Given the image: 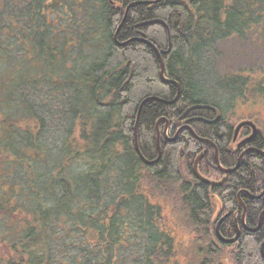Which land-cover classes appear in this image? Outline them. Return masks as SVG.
Returning <instances> with one entry per match:
<instances>
[{"label": "trees", "instance_id": "1", "mask_svg": "<svg viewBox=\"0 0 264 264\" xmlns=\"http://www.w3.org/2000/svg\"><path fill=\"white\" fill-rule=\"evenodd\" d=\"M118 1L138 4L117 34L125 6L84 0L82 21L68 35L58 19L70 7L63 0H0V99L17 110L2 120L0 135V264H224L229 246L218 241L215 227L229 214L219 231L233 235V220L239 223L243 212L238 198L247 226L258 225L264 195L248 193L264 191V156L248 152L225 174L212 145L193 134L215 144L223 169L234 168L249 146L264 151V120L236 113L249 88L264 97V85L255 86L251 72L222 77L219 87L229 96L223 110L199 98L194 75L219 43L264 45V0ZM87 9L96 13L86 17ZM83 30L98 36L94 56L80 55L89 41L77 38ZM137 31L155 48L127 41ZM19 45L27 53L20 66ZM159 56L179 96L170 105L146 102L137 119L143 100L172 102L177 95L175 83L160 79ZM34 61L39 68L31 67ZM198 104L219 110V121L193 122V134L186 130L174 142L157 139L161 117L173 124ZM190 116L214 119L208 110ZM29 119L36 124L23 128ZM243 120L256 125L257 135L236 147L234 128ZM250 134L243 127L237 139ZM196 160L204 180L194 175ZM263 242L264 215L256 232L240 234L232 263L264 264Z\"/></svg>", "mask_w": 264, "mask_h": 264}, {"label": "rangeland", "instance_id": "2", "mask_svg": "<svg viewBox=\"0 0 264 264\" xmlns=\"http://www.w3.org/2000/svg\"><path fill=\"white\" fill-rule=\"evenodd\" d=\"M84 0H63L62 4L67 5L70 7H63L61 14L62 17H59L60 21L66 25L67 34L70 32L69 26L76 25L80 20L78 18L79 13H81L84 5L81 4ZM116 2L118 0H110ZM89 6V5H88ZM118 6V5H115ZM84 11V10H83ZM89 12L96 13V9H87L84 13V16L88 15ZM97 15V14H96ZM94 15V16H96ZM91 15L90 17H92ZM74 17L73 19H70ZM126 16H124L125 18ZM54 15L52 14L50 19H53ZM97 18V16H96ZM76 19V20H74ZM59 21V22H60ZM78 25L77 28H80ZM98 29V28H97ZM68 38V37H67ZM80 39L89 40L85 46L83 52H81V56H94L95 50L93 51L94 47H92L95 43V39H98V36L94 35V39L92 38V34L89 31H80L78 37ZM66 44L68 43L69 39L65 40ZM239 41L237 39H232L230 41H225L219 43L213 47L209 52L205 53L203 58L201 59L198 67L196 68L195 72V79L197 82V87L199 89L200 99L205 102L212 101L213 103L217 104L219 108L225 109L227 105H229L228 100L229 96L226 92L222 91L219 87V80L228 75L234 74H241L246 75V73L251 72L253 77V84L256 86L257 83H261L264 85V45L261 43L262 41ZM81 46V45H80ZM77 48V47H74ZM83 48V47H82ZM81 48V49H82ZM17 55V63L18 65H22L23 62L27 59V53L22 45L18 46L16 49ZM77 55V53H75ZM32 66H36L39 68V65L35 63V61L31 64ZM4 66H0V72H3ZM1 75V73H0ZM257 80V83H256ZM251 90L246 95V99L241 101L242 103L237 102V109L236 113H240L242 116H247V114L252 115L253 118L264 120V97L252 96L253 87L249 88ZM0 97L2 94L0 93ZM0 135L4 131L3 119L14 116L17 110L14 107H6L3 100L0 99ZM35 104L42 103L44 99L33 100ZM173 102V101H172ZM233 102V100H232ZM46 104V103H45ZM226 115H230L229 112H226ZM249 121V120H243ZM47 122V119H46ZM242 122V121H241ZM240 123V122H239ZM253 123V122H252ZM35 120L29 119L25 122H21V126L24 128L25 126L33 127ZM254 124V123H253ZM255 125V124H254ZM256 126V125H255ZM257 128V127H256ZM251 130V129H250ZM258 131V128H257ZM1 139V137H0ZM4 161L2 156L0 155V166L1 162ZM4 176L3 170L0 168V177ZM2 192H5L4 186L1 188ZM240 200V199H239ZM241 201V200H240ZM242 202V201H241ZM232 250H227L226 252H230ZM224 264H233L230 258V255L227 254V257L224 260Z\"/></svg>", "mask_w": 264, "mask_h": 264}, {"label": "water", "instance_id": "3", "mask_svg": "<svg viewBox=\"0 0 264 264\" xmlns=\"http://www.w3.org/2000/svg\"><path fill=\"white\" fill-rule=\"evenodd\" d=\"M123 22H124V19H123L122 23H123ZM121 26H122V24L117 28L115 34H117V33L119 32ZM143 41H144L146 44H148L150 47L155 48L154 45L152 44V42L147 41V40H145V39H143ZM125 44H126V43H125ZM123 45H124V44L122 43L120 46H123ZM158 58H159V66H160V79L163 80L164 82L175 83V82H171V81H169V80H167V79L164 78V66H163V62H162V59H161L160 56H159ZM175 84H176V83H175ZM176 87H177V92H178V93H177V96H179V86L176 84ZM152 100L157 101V102H161V103L167 105V104H171V103H173L176 99H175L173 102H166V101H163V100H161V99H159V98H156V97H149V98L143 100V102L140 104L139 109H138L137 119H138V116H139V114H140V112H141V109H142L143 105H144L146 102H148V101H152ZM194 110H208V111H211V112H213V113L215 114V118L212 119V120H210V121H209V120L202 119V118H191V119H185L186 116H187L191 111H194ZM220 117H221L220 112H219L216 108H214L213 106L206 105V104H198V105H195V106H191V107H189L187 110H185V112L180 116L179 119H180V120H181V119H184L183 124H185V125H188L189 123L194 122V121H200V122H203V123H205V124H214V123H216L217 121H219ZM243 127H249V128L251 129V134H250V136H248L247 138L243 139V140L239 143V145H243V144H246V143H250V142L255 138V136L257 135V128H256V126H255L251 121H242V122L238 123V124L236 125V127L234 128V136H233V140H234V141H235L236 138H237L238 132H239ZM185 129H187L188 131H190V132L193 134V132H192V130H191V128H190L189 126L185 127ZM156 133H157V139H158V138H159V131H158L157 128H156ZM193 136H194V138L197 139L198 141L205 142V143H208V144H210V145L213 144L210 140L203 139V138H199V137H197V136L194 135V134H193ZM134 139H135L136 150H137V152H138V149H137V143H136V134H134ZM248 151H256V152H258L259 154H261L262 156H264V151L261 150V149L251 148V149H249ZM248 151L246 150L245 152L247 153ZM245 152H243V153L239 156V158H238V160H237V163H236V166H235L234 168H231V169H223V168H221V166L219 165L218 159H217V154H215V155H216V156H215V157H216V158H215V163H216V165L218 166V168L221 169V171H222L223 173H225V174H229V173L235 171V170L238 168V165H239V163H240L242 157L246 154ZM141 159H142L143 163L146 164V165H151V164H153V163H150V162L145 161V159H143V158H141ZM196 163H197V160H196V162H195V166H194V175H195L197 178H199L200 180H204V179L201 178V177L199 176V174L197 173ZM204 182H205L206 184H208V185H211V186H219V185H221V183H222V181L217 182V183L209 182V181H204ZM248 195H249L250 197L254 198V199H260L261 197H263L264 192H262L260 195H258V196H256V197L252 196V195L249 194V193H248ZM239 203L241 204V206H242V208H243V211H244V213H245V206L242 204L241 201H239ZM263 215H264V211L261 213V215H260V217H259L258 225H257V227H256L255 229H253V231H256V230L259 229L260 224H261V219H262V216H263ZM227 217H228V215H224V216L221 217V218L219 219V221L217 222L216 227H215V236H216V238L218 239L219 242H221V243H223V244L231 245V244H234V243L238 240V238H239V234H238V232L236 233V235H235V237H234L233 239H225V238L222 237V236L220 235V233H219V227H220V225L223 223V221H224ZM263 247H264V242H263L262 245H261V249H263Z\"/></svg>", "mask_w": 264, "mask_h": 264}, {"label": "flooded vegetation", "instance_id": "4", "mask_svg": "<svg viewBox=\"0 0 264 264\" xmlns=\"http://www.w3.org/2000/svg\"><path fill=\"white\" fill-rule=\"evenodd\" d=\"M136 4H138V3H135V2H132V3H129V4H126L125 5V2L124 1H122V2H120V1H116V2H113V1H110V6H112V7H117V9L118 10H120L122 7H123V5L125 6V8H124V16H126L127 15V12L129 11V9L130 8H133V7H135L136 6ZM115 5H118V6H115ZM124 19V22H125V18H123ZM123 19H122V21H123ZM123 22V23H124ZM121 24H122V22H121ZM145 25H149V23H145ZM115 34V33H114ZM143 39H145V40H147V41H150L151 42V40L149 39V38H147V36L146 35H144L142 32H139V31H137V35H135V36H131V37H129L128 38V40L127 41H135V42H138V43H143V44H146L144 41H143ZM127 41H125V42H127ZM116 44V46H120L122 43H120V40H119V42H116L115 43ZM153 44V43H152ZM148 45V44H147ZM149 46V45H148ZM168 80V79H167ZM163 81V80H162ZM170 81V80H169ZM164 82V81H163ZM172 82V81H171ZM165 83H170V82H165ZM178 93V92H177ZM177 98H178V96L176 95V97H175V99L177 100ZM174 99V100H175ZM173 100V101H174ZM176 100L173 102V103H175L176 102ZM173 103H171V104H173ZM166 105V104H165ZM168 105H170V104H168ZM187 110V109H186ZM219 111V110H218ZM191 113V112H190ZM190 113L186 116V118L185 119H191V116H190ZM214 114V113H213ZM180 118V117H179ZM176 119V120H174V122H173V124H170V122L167 120V118L165 117V116H163V117H161L157 122H156V124H155V126H156V128H158L159 126H161V132L159 133V137H160V134H161V136H163V138L167 141V142H174L184 131H186L187 129H185V127H187V126H189L190 127V124H192L193 122H191V123H189L188 125H185V124H183V121H184V119ZM192 118H196V117H192ZM214 118H215V114H214ZM194 122H200V121H194ZM203 123V122H202ZM188 131V130H187ZM242 140H239V139H237L236 138V140L234 141V140H232L231 142H232V144H235L236 145V147H238V146H240L239 145V143L241 142ZM212 142V141H211ZM213 143V142H212ZM247 144V143H246ZM244 145V144H243ZM212 147L214 148V150H215V154H217V148H216V146H215V144L213 143L212 144ZM251 148H254V147H252V146H249L248 148H246L245 150H243V152H245L246 150L248 151L249 149H251ZM242 152V153H243ZM248 152H252V151H248ZM247 152V153H248ZM241 153V154H242ZM246 153V152H245ZM216 156V155H215ZM254 197H256V196H254ZM240 200H239V198H238V202H239ZM243 204V203H242ZM245 214H246V210H245V213H244V211L242 212V215H241V219H240V221H239V223L238 222H236V220H233V222H234V229H233V235L230 237V238H225V239H233L234 237H235V235H236V233L238 232V234H239V238H240V234L242 233V232H247V233H249V234H251V233H253V232H256V231H253V229L254 228H252V227H249V226H247V224L245 223ZM226 215H229V214H226ZM260 216V215H259ZM259 219V218H258ZM257 227V226H256ZM219 233H220V231H219ZM220 235H221V233H220ZM222 236V235H221ZM223 237V236H222ZM239 238H238V240L234 243V244H231V245H228L229 247H228V249L227 250H232V251H230V252H228L227 254L228 255H230L232 252H234L235 250H236V248L238 247V241H239ZM262 245V244H261ZM260 250H261V246H260Z\"/></svg>", "mask_w": 264, "mask_h": 264}, {"label": "bare ground", "instance_id": "5", "mask_svg": "<svg viewBox=\"0 0 264 264\" xmlns=\"http://www.w3.org/2000/svg\"><path fill=\"white\" fill-rule=\"evenodd\" d=\"M167 105H168V104H167ZM263 192H264V191H263ZM259 195H260V194H259ZM262 212H263V211H262ZM262 212H261V213H262ZM260 215H261V214H260ZM259 217H260V216H259ZM258 222H259V219H258Z\"/></svg>", "mask_w": 264, "mask_h": 264}]
</instances>
